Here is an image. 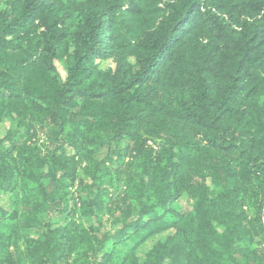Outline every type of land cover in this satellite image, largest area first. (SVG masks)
Instances as JSON below:
<instances>
[{"label":"trees","instance_id":"16d2710c","mask_svg":"<svg viewBox=\"0 0 264 264\" xmlns=\"http://www.w3.org/2000/svg\"><path fill=\"white\" fill-rule=\"evenodd\" d=\"M3 120L0 264H264V0H0Z\"/></svg>","mask_w":264,"mask_h":264},{"label":"rangeland","instance_id":"374dc122","mask_svg":"<svg viewBox=\"0 0 264 264\" xmlns=\"http://www.w3.org/2000/svg\"><path fill=\"white\" fill-rule=\"evenodd\" d=\"M97 65L100 69H103V70H112V67H113L111 65V63H109V62H104V63L103 62H97ZM56 67H57V71H58L60 77L62 79H64L66 76V72H65V68H64L63 64L61 62H57ZM15 128H16V125L11 123L8 120H3L2 124L0 125V131H1L3 136L7 133L8 130H14ZM42 137L44 138L43 134L39 133L38 134V140L40 143L42 142L41 141V139H43ZM66 152L69 154L74 153L70 147H66ZM84 180H85V182H88V183L90 181L87 177ZM71 197L76 201V195H75V191L73 189L71 190V194H70L69 198H71ZM8 202H9V197H8V195H6L2 199H0V207L9 211L10 208H9ZM179 202H180L181 206L183 207V210L188 209V207H187L188 198L186 196H183ZM76 205H78L77 202H76ZM42 219H45V218H42ZM74 220L78 221V224L81 227H84L87 229H89L90 227H96L97 226L94 223V220H85V219L81 218L80 216H75ZM112 223L113 222L111 221V218L108 216H105L103 219V226H102L101 230L115 232V230L118 229V226L112 227V225H113ZM171 232H172L171 230H166V231L157 233L154 236L147 239L142 244H140L139 246H136L134 249V252H135V255L137 256V258L139 260H143L145 254L148 252V250L151 249V247L154 246L155 244H157L158 242L163 241L168 235L171 234ZM32 235L34 236L35 233H33ZM131 246H132L131 243H126L123 246H119L118 247V251H119L118 259L121 257V255H123L126 251H128Z\"/></svg>","mask_w":264,"mask_h":264}]
</instances>
